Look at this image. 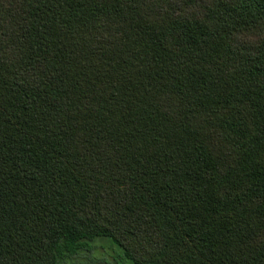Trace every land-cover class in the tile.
Returning a JSON list of instances; mask_svg holds the SVG:
<instances>
[{
  "label": "trees",
  "instance_id": "trees-1",
  "mask_svg": "<svg viewBox=\"0 0 264 264\" xmlns=\"http://www.w3.org/2000/svg\"><path fill=\"white\" fill-rule=\"evenodd\" d=\"M103 243L264 264V0H0V264Z\"/></svg>",
  "mask_w": 264,
  "mask_h": 264
},
{
  "label": "rangeland",
  "instance_id": "rangeland-1",
  "mask_svg": "<svg viewBox=\"0 0 264 264\" xmlns=\"http://www.w3.org/2000/svg\"><path fill=\"white\" fill-rule=\"evenodd\" d=\"M105 246L103 249L101 247H98L94 252L91 254H87L89 256V261L84 260L83 258H80L78 261L75 262V264H107L106 262H109L111 264L114 263L113 260V251L106 248L107 245L103 243ZM126 264H131L130 262H126Z\"/></svg>",
  "mask_w": 264,
  "mask_h": 264
}]
</instances>
